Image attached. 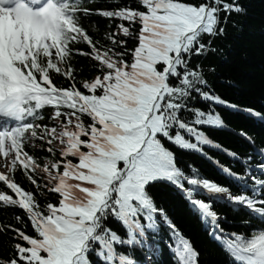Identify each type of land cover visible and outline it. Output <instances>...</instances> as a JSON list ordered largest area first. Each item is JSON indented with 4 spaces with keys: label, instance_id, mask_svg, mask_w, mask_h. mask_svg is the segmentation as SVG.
<instances>
[{
    "label": "snow or ice",
    "instance_id": "1",
    "mask_svg": "<svg viewBox=\"0 0 264 264\" xmlns=\"http://www.w3.org/2000/svg\"><path fill=\"white\" fill-rule=\"evenodd\" d=\"M249 8L0 0V209L13 210L0 220V264H160L162 243L168 264H207L169 197L224 264H264V138L230 119L264 126V100L241 105L216 86L229 24Z\"/></svg>",
    "mask_w": 264,
    "mask_h": 264
},
{
    "label": "trees",
    "instance_id": "2",
    "mask_svg": "<svg viewBox=\"0 0 264 264\" xmlns=\"http://www.w3.org/2000/svg\"><path fill=\"white\" fill-rule=\"evenodd\" d=\"M245 2L250 4L248 16L235 17L234 19L239 23L233 27L230 22L228 38L223 41L225 51L228 53V62L218 69L222 75L216 86L234 102L238 101L241 105L255 104L258 107L259 102L264 100V0H245ZM76 59L80 64L86 63L83 58L77 57ZM225 79H231L234 87H227L223 84L222 81ZM230 119L233 127L245 128L250 135H254L257 144L264 138V126L253 125L235 115L231 116ZM218 136L227 147L242 154L251 150L250 146L240 141L238 137L228 133H219ZM216 158L222 163H230L222 155L216 154ZM187 159L195 161L205 177L227 183L213 166L200 160L199 157L188 156ZM51 199L52 202L55 201L54 196ZM168 200V211L177 227L193 241L195 246L209 251L207 264H224L221 254L210 246L198 219L188 212L178 197H169ZM12 211L0 209V220L10 217ZM224 211L228 210L224 209ZM163 236L166 240L167 233L164 232ZM2 239L6 238H0V240ZM161 249L160 264H168V252L163 243Z\"/></svg>",
    "mask_w": 264,
    "mask_h": 264
}]
</instances>
